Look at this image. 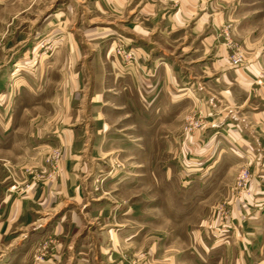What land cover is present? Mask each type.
<instances>
[{"label": "rangeland", "instance_id": "rangeland-1", "mask_svg": "<svg viewBox=\"0 0 264 264\" xmlns=\"http://www.w3.org/2000/svg\"><path fill=\"white\" fill-rule=\"evenodd\" d=\"M85 3L88 0H0V89L16 84L0 92V119L18 117L20 135L33 132L35 148L29 157L13 150L0 152V215L7 213L12 201L27 202L37 192L49 202V216L34 213L33 225L13 224L3 239L0 264H86L83 258L107 264L106 254H99L105 257L102 262L90 251L99 243L114 244V238L96 235L102 230L114 231L116 244H131L135 253L130 258L119 255L128 264H166L171 246L178 248L172 252L179 263L238 264V222L228 215L232 204L224 196L233 192L234 182L239 193H247L249 186H240L239 176L245 169L252 172L239 166L233 151L220 149L209 163L215 166L210 173H190L194 161L172 151L169 135L200 128L205 119L200 112L186 113L168 102L161 111L142 109L138 102L126 103L122 97L116 103L123 107L113 108L110 96L104 95L109 108L108 116L104 114L109 121L107 135L115 145L106 155L91 156L89 140L81 156L66 150L64 131L74 125H65L63 118L74 117L76 110L53 102L62 80L56 72L62 64L77 70L81 62L54 60L59 46L54 43L81 36L80 31L77 37L70 34L80 25L72 6ZM227 4L230 20L220 38L231 56L238 53L244 59L264 45V0H227ZM112 44L121 58L130 53L120 39ZM66 78L71 88L76 78ZM93 80L88 75L81 82L84 132L91 128L86 101ZM47 116L51 123H42ZM196 122L201 125L195 126ZM155 133L163 138L155 140ZM118 263L120 259L109 262Z\"/></svg>", "mask_w": 264, "mask_h": 264}, {"label": "crops", "instance_id": "crops-1", "mask_svg": "<svg viewBox=\"0 0 264 264\" xmlns=\"http://www.w3.org/2000/svg\"><path fill=\"white\" fill-rule=\"evenodd\" d=\"M72 8L73 18L80 25L70 34L77 37L81 32V36L56 40L54 44L58 42L59 46L53 56L58 62H81L77 70L66 69L62 64L56 72L62 80L58 81V96L53 102H60V108L76 110L74 117L63 118L65 125H74L64 131V138L68 139L66 150L73 151L74 157L81 156L89 140L90 154L95 156L115 145L107 135L109 121L104 114L108 116L109 108L104 95L110 96L113 108L123 107L116 103L122 97L126 103L138 102L142 109L161 111L168 102L186 113L200 112L205 118L200 128L169 135L172 151L178 158L194 161L188 169L190 173H210L215 166L209 163L220 149L233 151L241 160L239 166L249 168L252 175L248 192L239 193L234 182L230 185L234 186L233 192L227 191L224 197L228 195L232 204L228 215L238 222V264H264L260 256L264 254V84H257L264 75V45L256 52L246 53L241 66L232 65L231 52L220 38L222 28L230 20L227 0H88ZM59 26L62 30L63 26ZM119 39L130 52L128 58L113 51L112 43ZM29 53L27 50L25 55ZM43 73L50 74V70ZM88 75L94 77L86 101L91 128L84 132L81 82ZM67 76L76 78L71 88ZM13 85L16 84L11 82L2 86L0 92H8ZM45 121L50 124V116L43 117L42 123ZM18 125L15 115L0 119V152L13 150L18 155L32 156L33 132L22 136ZM153 138L161 140L163 136L155 133ZM225 185L223 182V190H227ZM36 194L27 202L12 201L7 213L0 215V250L13 224L33 225L34 213L49 216V202ZM96 235L114 238V244L99 243L91 248L98 259L104 262L105 257L99 254H106L107 264L118 259V264H128L119 255L135 253L131 244H116L117 235L112 230ZM169 249L172 255L166 264H183L172 252H178V248Z\"/></svg>", "mask_w": 264, "mask_h": 264}, {"label": "built area", "instance_id": "built-area-1", "mask_svg": "<svg viewBox=\"0 0 264 264\" xmlns=\"http://www.w3.org/2000/svg\"><path fill=\"white\" fill-rule=\"evenodd\" d=\"M225 34L227 35L226 32ZM129 54L126 55V58H128ZM243 61H244L243 57L240 54L238 55V53L237 54L235 53L231 56V62L234 67L241 66L243 64ZM257 84L258 85L264 84V76H262L259 80H257ZM200 125H201L200 122L195 123V126L199 127ZM250 179H251V175L249 171L247 169L243 170L239 176V185L242 186L243 188L248 187L250 183Z\"/></svg>", "mask_w": 264, "mask_h": 264}]
</instances>
